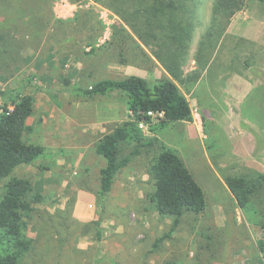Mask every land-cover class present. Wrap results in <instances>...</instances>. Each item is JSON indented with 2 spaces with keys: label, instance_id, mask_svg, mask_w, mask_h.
Wrapping results in <instances>:
<instances>
[{
  "label": "rangeland",
  "instance_id": "obj_1",
  "mask_svg": "<svg viewBox=\"0 0 264 264\" xmlns=\"http://www.w3.org/2000/svg\"><path fill=\"white\" fill-rule=\"evenodd\" d=\"M190 2L194 29L182 67L186 78L178 86L193 120L160 126L155 116L138 125L143 138L157 142L123 146L122 156L137 147L139 154L119 171L103 199L98 196L99 172L105 160L95 146L128 120L126 97L115 92L86 98L73 91L128 76L155 84L164 69L154 59L150 63L136 57L130 41L121 50L128 61L120 63L111 38L113 28L123 23L94 0H54L50 13L55 22L41 29L26 17L6 22L0 16V26L12 39L5 48L16 45L17 50L1 61L0 90L33 97L23 139L45 150L13 172L42 196L25 218L35 249L24 264H264L257 249L264 240L259 225L264 191L261 200L242 210L224 182L225 176L264 173V4L246 0L220 35L213 31L206 39L215 0ZM202 40L203 69L195 61ZM193 71L197 78L188 77ZM159 143L175 151L200 185L206 208L198 214L185 212L176 230L155 248L173 220L158 215L149 200ZM4 191L1 183L0 199ZM98 220L99 239L89 226Z\"/></svg>",
  "mask_w": 264,
  "mask_h": 264
},
{
  "label": "trees",
  "instance_id": "obj_2",
  "mask_svg": "<svg viewBox=\"0 0 264 264\" xmlns=\"http://www.w3.org/2000/svg\"><path fill=\"white\" fill-rule=\"evenodd\" d=\"M70 1L78 3L83 0ZM94 1L112 10L123 23L113 28L111 38V45L119 50L120 63L128 61L121 50L124 49L125 43L130 41L134 45L136 57L150 63L153 59L156 60L166 73L155 84H150L139 76H128L119 80L103 79L88 88L74 89L75 95L86 98L106 96L115 92L126 97L128 120L104 134L95 146L96 153L105 160V165L99 172L98 196L103 199L105 194L111 191L119 171L127 167L139 154L137 147L122 156L123 146L134 142L145 147L153 146L157 142L156 139L143 138L138 130L140 123H149L148 112L162 115L160 126L175 122H192L189 102L178 84L184 83L186 78L182 67L187 58L194 21L193 6L190 2L193 0ZM245 1L215 0L212 20L205 38H211L213 31L220 35L231 17L244 7ZM254 1L264 4V0ZM53 2L54 0H0V16L3 21L12 19V22L26 17L31 24L38 23L41 29L44 23L55 22L50 13ZM48 9L49 13H46ZM4 26L1 23L0 67L1 61L9 52L11 57V54L17 51L16 45L5 48L7 40L12 39ZM205 46L202 40L195 59L196 65L201 69L206 64L201 55V47ZM96 51L94 48L91 53ZM198 74L193 71L188 77L197 78ZM9 94L12 96H7ZM5 96V102L1 103L0 100V184L3 183L5 189L0 199V264H24L25 258L35 249L34 240L26 234L25 218L32 212L31 204L41 202L42 196L33 192L27 179L15 177L13 172L17 167L29 165L41 158L45 150L42 146L26 143L23 139L24 132L29 129L27 120L33 112V97L20 94L17 90H0V99ZM158 147L159 151L151 165L154 191L149 200L158 215L171 217L173 220L169 231L156 239L155 248L171 236L185 212L198 214L206 208L202 188L175 151L160 143ZM224 182L237 207L242 210H247L254 201L261 200L264 173L225 176ZM99 225V220L89 223V226L95 228L97 239L101 235ZM259 225L264 228V212ZM257 249L264 254V240L257 242Z\"/></svg>",
  "mask_w": 264,
  "mask_h": 264
},
{
  "label": "built area",
  "instance_id": "obj_3",
  "mask_svg": "<svg viewBox=\"0 0 264 264\" xmlns=\"http://www.w3.org/2000/svg\"><path fill=\"white\" fill-rule=\"evenodd\" d=\"M148 116H150V119L153 118V117H155V116H158L160 118L162 117L161 114H159V113H152V112H148ZM140 125H142V123H140L139 126Z\"/></svg>",
  "mask_w": 264,
  "mask_h": 264
},
{
  "label": "crops",
  "instance_id": "obj_4",
  "mask_svg": "<svg viewBox=\"0 0 264 264\" xmlns=\"http://www.w3.org/2000/svg\"><path fill=\"white\" fill-rule=\"evenodd\" d=\"M140 77V76H139ZM74 210V209H73ZM76 210H77V208H76ZM78 211H80V208H78ZM73 216H74V211H73Z\"/></svg>",
  "mask_w": 264,
  "mask_h": 264
}]
</instances>
